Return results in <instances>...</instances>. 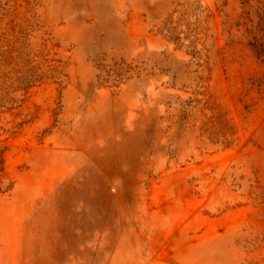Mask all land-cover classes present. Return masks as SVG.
Listing matches in <instances>:
<instances>
[{
    "label": "rangeland",
    "instance_id": "rangeland-1",
    "mask_svg": "<svg viewBox=\"0 0 264 264\" xmlns=\"http://www.w3.org/2000/svg\"><path fill=\"white\" fill-rule=\"evenodd\" d=\"M0 264H264V0H0Z\"/></svg>",
    "mask_w": 264,
    "mask_h": 264
},
{
    "label": "crops",
    "instance_id": "crops-1",
    "mask_svg": "<svg viewBox=\"0 0 264 264\" xmlns=\"http://www.w3.org/2000/svg\"><path fill=\"white\" fill-rule=\"evenodd\" d=\"M96 191L92 187H84L83 193L85 194L84 197H82V200L84 201L86 205H90L98 198V196H94Z\"/></svg>",
    "mask_w": 264,
    "mask_h": 264
}]
</instances>
